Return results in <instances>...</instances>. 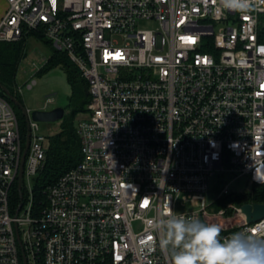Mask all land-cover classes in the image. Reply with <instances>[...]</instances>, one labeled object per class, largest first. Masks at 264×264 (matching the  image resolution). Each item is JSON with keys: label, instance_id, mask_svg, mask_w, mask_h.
Returning <instances> with one entry per match:
<instances>
[{"label": "built area", "instance_id": "built-area-1", "mask_svg": "<svg viewBox=\"0 0 264 264\" xmlns=\"http://www.w3.org/2000/svg\"><path fill=\"white\" fill-rule=\"evenodd\" d=\"M7 4L0 42L44 35L79 69L90 103L77 127L81 160L38 209L33 181L49 140L31 120L20 190L27 134L0 94V264H170L149 222L169 205L179 214L181 199L194 208L185 216L223 236L264 229L244 205H220L264 186V5L242 15L220 0Z\"/></svg>", "mask_w": 264, "mask_h": 264}, {"label": "trees", "instance_id": "trees-1", "mask_svg": "<svg viewBox=\"0 0 264 264\" xmlns=\"http://www.w3.org/2000/svg\"><path fill=\"white\" fill-rule=\"evenodd\" d=\"M258 30L259 39L261 42H264V14L260 17ZM30 37L50 45L44 35L34 32L24 35L19 41L11 43L0 42V83L8 88L20 102H22V99L16 92V76L20 64L26 58V44ZM56 67H61L68 75L69 84L73 90L71 101L72 109L71 113L68 115L66 114L64 118L65 121L62 124L61 133L49 141V147L46 152V165H44L41 172L33 181L34 204L38 209H43L47 205L46 190L62 175L77 166L81 160L80 139L74 127V119L77 114L88 112V105L90 103L88 84L81 75L79 69L69 61V58L65 54L53 50L44 71H50ZM0 94L7 98L2 92H0ZM11 104L18 115L20 109L12 102ZM21 128L25 136L27 134V126L22 127L21 125ZM19 194H15L16 203L20 201ZM229 202H233L238 206L246 204H264V186H254L252 190L244 194V196L239 195L230 197L220 205H225Z\"/></svg>", "mask_w": 264, "mask_h": 264}, {"label": "clouds", "instance_id": "clouds-1", "mask_svg": "<svg viewBox=\"0 0 264 264\" xmlns=\"http://www.w3.org/2000/svg\"><path fill=\"white\" fill-rule=\"evenodd\" d=\"M220 4L247 15L264 0H220ZM256 177L264 182V176L256 173ZM149 226L161 235L160 248L170 264H264V229L259 234L243 229L223 236L220 225L178 214L170 205Z\"/></svg>", "mask_w": 264, "mask_h": 264}, {"label": "rangeland", "instance_id": "rangeland-1", "mask_svg": "<svg viewBox=\"0 0 264 264\" xmlns=\"http://www.w3.org/2000/svg\"><path fill=\"white\" fill-rule=\"evenodd\" d=\"M3 16L0 18V22ZM148 26V25H147ZM150 27V26H148ZM53 48L51 45L45 44L43 41L30 37L26 44V58L19 66L16 76V84L21 89L20 96L25 108L30 112L40 111L47 112L52 109L62 108L66 111L67 115L71 113V101L73 96L72 87L69 84L68 75L61 67H56L50 71H44L47 66V60L52 55ZM34 65V69H29L30 65ZM36 81V85L32 88H28V83ZM18 117L22 127L26 126L25 117L22 112L18 111ZM88 118V114L79 113L74 119V127L77 131V127L80 122ZM63 121L56 123H38L37 128L34 129L33 134L44 137L47 140H52L61 133ZM241 187H244L243 181ZM210 202L213 201L212 197L208 196ZM184 199L178 201L177 212H188L192 209V203H183ZM234 225V222H232Z\"/></svg>", "mask_w": 264, "mask_h": 264}, {"label": "water", "instance_id": "water-1", "mask_svg": "<svg viewBox=\"0 0 264 264\" xmlns=\"http://www.w3.org/2000/svg\"><path fill=\"white\" fill-rule=\"evenodd\" d=\"M0 92H2L15 106H17L25 117L26 126H27V135H26V146L23 155L22 167L20 171V183L19 189H22L23 184V172H24V163L25 158L28 153L30 147V121L33 120L35 122L42 123H56L58 121H63L66 117V111L62 108L52 109V111L40 112L35 111L32 112L31 115L29 111L25 108L24 104L18 100V98L13 95L8 88L3 86L0 83ZM242 212L247 217V222L249 224L261 221L264 219V204H246L242 207Z\"/></svg>", "mask_w": 264, "mask_h": 264}, {"label": "crops", "instance_id": "crops-1", "mask_svg": "<svg viewBox=\"0 0 264 264\" xmlns=\"http://www.w3.org/2000/svg\"><path fill=\"white\" fill-rule=\"evenodd\" d=\"M7 6V0H0V18L6 13Z\"/></svg>", "mask_w": 264, "mask_h": 264}]
</instances>
